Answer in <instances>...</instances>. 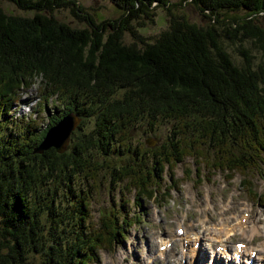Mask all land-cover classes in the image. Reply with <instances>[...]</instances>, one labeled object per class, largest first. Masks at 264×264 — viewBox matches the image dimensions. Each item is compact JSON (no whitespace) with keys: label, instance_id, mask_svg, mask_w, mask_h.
I'll list each match as a JSON object with an SVG mask.
<instances>
[{"label":"trees","instance_id":"16d2710c","mask_svg":"<svg viewBox=\"0 0 264 264\" xmlns=\"http://www.w3.org/2000/svg\"><path fill=\"white\" fill-rule=\"evenodd\" d=\"M9 1L33 14L0 8V264H99L98 251L121 244L124 225L140 223L139 215L125 221L120 205L122 212L91 225L90 196L73 187L80 174L89 187L105 173L135 197L154 200L171 190L163 187V174L172 177L186 157L228 179L264 163V29L255 21L264 15V0H111L121 13L98 22L75 0ZM181 4L197 8L207 23L171 11ZM60 7L85 26L58 20L51 11ZM157 7L165 10L167 27L148 42L132 21L152 20ZM238 10L243 18L228 17ZM124 32L142 45L123 43ZM221 37L254 38L262 62L252 67L241 49L237 67ZM34 77L43 81V100L58 101L56 113L39 132L21 118L10 128L16 90ZM67 113L80 117L67 150L32 153ZM160 122L169 124L165 141L137 154L133 131L153 134Z\"/></svg>","mask_w":264,"mask_h":264},{"label":"rangeland","instance_id":"374dc122","mask_svg":"<svg viewBox=\"0 0 264 264\" xmlns=\"http://www.w3.org/2000/svg\"><path fill=\"white\" fill-rule=\"evenodd\" d=\"M75 1L81 5L83 12L88 13L95 22L116 18L121 13V10L111 0ZM172 1L174 3L179 2V0ZM0 8L7 13L18 15L30 16L33 14V11L20 9L9 0H0ZM171 11L196 24L205 25L207 23V19L202 16V13L190 5H176ZM51 13L58 20L67 22L73 27L85 26L83 21L71 13L69 7L53 8ZM153 13L152 20L140 18L132 21L136 31L148 42H152L167 27L164 8L157 7ZM244 13L243 10H238L227 14L228 17L243 18ZM255 21L264 29L263 14L257 15ZM138 23L140 25H137ZM121 40L125 44L134 41L138 46L142 45L140 41L134 40L127 32L123 33ZM221 42L224 50L237 67L243 64L241 49L246 50L251 55L252 67L256 68L262 62L261 51L256 47L254 38L247 37L230 41L221 37ZM42 83L40 77H34L30 87L19 89L17 92L19 104L15 110V113L19 112L24 117L34 113L36 118L34 127H36L37 132L41 131L47 124L49 117L56 113L53 111V100L50 98L43 100V95L39 89ZM27 102L29 106H26L25 103ZM47 110L50 111L49 116L46 115ZM14 119L17 118L13 113L7 117V123L13 129L16 124ZM79 123L80 119L74 130ZM168 128L167 122H160L153 134L148 133L145 127L134 130L130 137V145L136 146L137 154L146 153L144 141L153 142L151 148L160 145L167 138ZM83 129L88 130V125L86 124ZM69 142L70 137L65 151L69 147ZM196 163L198 160L186 157L174 166L172 177H169L168 173L163 174L162 185L163 187L169 185L171 190L167 193L160 190L156 193L154 200H147L142 196L135 197V191L130 189L128 185L119 183L116 186L117 183L115 181L110 182V178L105 173L96 177L92 187L88 186L86 176L82 174L72 181L76 190L81 191L84 196H90L88 214L91 225L97 224L100 215L122 212L120 205L127 214L125 221L136 215H139L140 218L138 224L133 223L129 227L124 225L125 236L121 244H114L110 249L98 251L99 264H150L153 257L155 259L153 264H179L175 258L180 256L181 242L178 240L179 237L175 235L176 227L187 232L188 238L186 240L189 241L188 246L184 248L185 258L181 260L180 264H187V257L189 264H217V260L220 261L219 264H227L229 261L231 264H235L234 259L231 260L225 256L226 254H219L220 251L215 252L214 249L226 247V253L229 256L233 252V244L242 242L248 245V250L253 249L256 253L251 264H264V260L261 259L264 255V249L260 247L264 242V195L257 201L252 193L264 194V163L258 170L246 172L245 176L240 173H233L231 179H228L226 174L211 169L209 163L206 165ZM247 182L251 185L249 190ZM225 209H228L224 216L227 218L226 221L221 216L213 217L216 212L221 213ZM243 212L249 213V217L242 226ZM206 215L209 218L212 216L213 219H207ZM225 222L231 231L219 240L214 239V233ZM252 223L254 225L251 226V229L256 226L258 232H254L251 236L248 228ZM162 240H170L171 243L166 256H158V254H164L166 251L160 249L162 248L160 247ZM194 241L196 243L193 244ZM199 249H202L200 260ZM224 256L225 258H223ZM247 260L240 261L239 264H247Z\"/></svg>","mask_w":264,"mask_h":264},{"label":"water","instance_id":"95a60500","mask_svg":"<svg viewBox=\"0 0 264 264\" xmlns=\"http://www.w3.org/2000/svg\"><path fill=\"white\" fill-rule=\"evenodd\" d=\"M79 119V116L73 113L63 115L57 123L46 130L43 139L32 153L41 154L50 148L57 154L63 153L68 144L70 134L73 132ZM144 143L149 147L153 146V142L151 141L145 140Z\"/></svg>","mask_w":264,"mask_h":264},{"label":"bare ground","instance_id":"6f19581e","mask_svg":"<svg viewBox=\"0 0 264 264\" xmlns=\"http://www.w3.org/2000/svg\"><path fill=\"white\" fill-rule=\"evenodd\" d=\"M228 211V209H225V210H223L221 213H217L216 212V214L213 216V217H215V218H217V217H219V216H221L222 218H223V220H227V218H225L224 216H225V213ZM207 216V219H209V220H212L213 218H212V216L209 218L208 217V215H206ZM239 220V219H238ZM258 221V220H257ZM255 223H258V222H256L255 221ZM223 225H224V228H222L220 231H218L217 232V230H216V236H219V235H222L224 232H225V229H228V227H227V223L225 222V223H223ZM252 225H254L253 223L252 224H250V227L248 228L250 231V234H251V236L254 234V232H256V226H253L252 227V229H251V226ZM178 228V227H177ZM176 228V229H177ZM244 228V227H243ZM186 238H187V236H186V233L184 232V233H182V236H181V238L179 239L180 241H181V250H183L184 249V246H183V243H184V241H186ZM169 241H163V243L162 244H160V245H166L167 243H168ZM185 243H187V242H185ZM195 243V242H194ZM264 244V243H263ZM186 246H188V244H186L185 245V247ZM262 249H264V246H263V248ZM264 251V250H263ZM169 252V249L168 250H166L165 252H164V254H158V256H161V255H163V256H166V254ZM244 252H245V249H242V254H243V256H244ZM202 253V249L200 250V254ZM233 253L235 254V253H237V251H236V248H234V250H233ZM181 255V257H182V255H183V253H181L180 254ZM154 261H155V259H154V257L152 258V260H151V262H150V264H153L154 263ZM142 262V261H141ZM145 262V261H144ZM143 262V263H144ZM180 262V261H179Z\"/></svg>","mask_w":264,"mask_h":264}]
</instances>
